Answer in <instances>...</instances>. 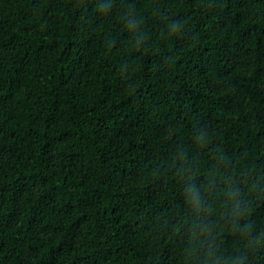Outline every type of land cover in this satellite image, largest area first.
Returning <instances> with one entry per match:
<instances>
[{"label": "trees", "instance_id": "trees-1", "mask_svg": "<svg viewBox=\"0 0 264 264\" xmlns=\"http://www.w3.org/2000/svg\"><path fill=\"white\" fill-rule=\"evenodd\" d=\"M0 264H264V0H0Z\"/></svg>", "mask_w": 264, "mask_h": 264}]
</instances>
